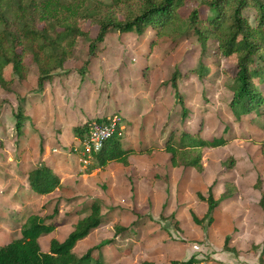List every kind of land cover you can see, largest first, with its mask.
I'll return each instance as SVG.
<instances>
[{"label":"rangeland","instance_id":"374dc122","mask_svg":"<svg viewBox=\"0 0 264 264\" xmlns=\"http://www.w3.org/2000/svg\"><path fill=\"white\" fill-rule=\"evenodd\" d=\"M100 1L111 5L113 0ZM203 1L186 0L179 12L183 17H188ZM247 15L254 24V12L247 11ZM90 26V22L82 23V29L89 32V37L82 36L78 39L72 58L66 62L64 70L55 72L56 76L50 81L71 82V89L78 88V92L69 93L70 95L65 92L61 96L51 87H47L50 93L56 94L54 100L57 101L58 98L69 104L66 127L71 129L74 125L83 126L88 121L97 119L108 122L114 118H121V124L127 127L122 136L125 147L141 149L145 147L144 144L148 145L147 147L152 149L149 153L152 154L153 150L159 153L156 161L162 166L165 165L163 160L166 158L164 148L172 133L176 140L184 132H188L198 133L204 140L225 138L229 142L224 147L201 150L204 174L194 171L196 174L194 175L190 173V169L183 167V174L179 175L181 177L176 188L180 194V202L173 208L174 201L170 203V200L164 207L165 212L157 220L150 216L152 205L149 207V213L134 211L137 209L133 201L119 205L117 209L121 211L120 220L134 215L137 221L130 224L126 232L115 237L114 244L108 246V249L106 245L96 251V257L104 260L103 253L107 250L108 259L111 260L107 264H143L152 260H156L157 264H172L176 260L183 262L192 258L198 262L197 264H259V259L264 258V244L262 247L261 245L254 247L239 242L241 251L237 252L230 248L232 245L230 239L229 249L225 248L224 237L227 236L230 225L227 215L217 224L216 232L205 224L194 227L191 233L196 235L193 237L187 235L184 239L182 224L178 223L176 214L168 216L167 211L169 204L178 212L184 207L181 204L188 202L187 206L190 207L186 212L188 218L191 212H196L192 201L199 202L201 193L208 197L210 190L216 198L215 194L219 188L225 191L226 180H229L232 186H234L232 183L237 184V189L241 193L254 194L257 191L255 184L258 179H261L264 189V82L260 86L263 103L254 108V112L237 119L231 109L234 98L231 85L238 67L235 58H226L221 54L217 41H209L207 50L203 51L197 36L191 32L175 39L170 35L159 37L156 29L149 28L142 36L135 33H110L104 43L97 46L96 54L92 55L90 44L97 36L98 28ZM87 61L90 64L83 73L82 68ZM26 62L28 74L25 81H15L10 93L0 87V248L20 237V228L30 216L38 215L47 222L56 224V219L63 208L61 198L55 197L53 201L48 198L41 199L36 193L37 196L34 195L30 188L29 174L42 164L44 136L39 135L40 139L37 140L36 126L30 121L28 135L20 141L15 139L17 135L15 116L19 112V107H26L29 99L36 103L35 99L40 94L38 68L31 58H27ZM202 64L206 67L203 73ZM176 72L181 74L177 85L189 111L187 117L183 116L176 91L171 85ZM117 94L119 97L115 98ZM121 112L123 115H120ZM61 113L62 111L59 112L58 118L62 120L60 122H64ZM138 123L140 125L136 126ZM27 124L28 121L25 126ZM147 126L152 132L143 138L142 130ZM137 127L139 132L134 131ZM55 132H57V135L53 136L55 140L49 144L51 155L71 154L79 156L80 162L81 159H85L83 151H76L79 144L71 143L69 131L68 135L65 134V137L61 138H59L61 131L55 128ZM127 132L128 136L125 135ZM169 157L168 155V159ZM70 162L74 165L72 167L75 168V174L69 173L67 180L73 179L70 180L71 183L77 180V184H82L84 188L83 197L72 202H80V198H83L84 201L79 206H90L94 200H99L101 191H105L107 187L98 185V189L91 188L92 183H89L88 178L81 179V175H76L77 167L73 159ZM81 163L86 166L85 171L89 173L88 168L92 166L93 161ZM188 174H191V177L187 185L184 184V178L188 179ZM161 178V175H158L154 176L153 180L164 184ZM168 179L167 176L165 180ZM206 186L207 190L202 191ZM232 189L233 193L237 191L235 186ZM12 191H15L13 196ZM246 201L250 211L257 206V201L252 198H247ZM20 205L22 209L19 208ZM108 209L107 220L113 216L112 208ZM205 209L204 204V209L199 206L197 211L201 213ZM62 211L68 216L65 208ZM69 214L74 215L71 212ZM199 215L201 218L202 214ZM148 219L160 226L159 229L153 225L154 227L150 229L142 230L141 226ZM117 225L113 224L114 232ZM43 235V241H46L49 235ZM143 236L151 238L150 241L142 242ZM86 240L89 241L84 245L89 246L94 238ZM180 248L186 250L184 255ZM89 249H86L85 253ZM80 251L79 247L77 254ZM116 253L119 254L117 260L114 255Z\"/></svg>","mask_w":264,"mask_h":264},{"label":"trees","instance_id":"16d2710c","mask_svg":"<svg viewBox=\"0 0 264 264\" xmlns=\"http://www.w3.org/2000/svg\"><path fill=\"white\" fill-rule=\"evenodd\" d=\"M185 3L186 0H113L111 5H107L100 0H0V87L10 93L15 81H25L28 74L26 61L31 58L39 71L38 90L42 93L46 84L56 76L55 72L64 70L66 62L73 56L78 39L89 37V32L82 29L83 22H90V27L98 28L97 36L90 44L92 55L96 54L97 46L104 43L110 33L142 36L149 28H154L159 32V37L170 35L175 39L191 32L197 36L203 51L207 50L209 41H217L221 54L226 58H235L238 67L231 85L233 114L240 119L254 112V108L263 103L260 86L264 82V0H204L188 17H183L179 11ZM247 11L254 12V24L250 22ZM89 64L88 61L84 64L83 73ZM201 67L203 73L206 67L203 64ZM179 79L181 74L176 72L171 85L176 91L182 114L187 117L189 111L178 90ZM15 118L20 137L29 119L24 106L19 107ZM104 121L107 120L88 121L82 127L74 128V134L83 140L94 123ZM228 143L225 138L204 140L200 134L188 132L176 140L172 133L164 151L171 155L173 167L192 168L202 173L201 150L224 147ZM149 152L152 150L125 149L122 136L115 134L100 152L93 155V164L88 169L92 172L111 162L128 166L131 155ZM29 184L32 191L42 196L58 189L66 190L59 176L44 164L30 172ZM232 187L229 182L226 183L223 200L232 195ZM255 189L262 193L260 206L264 210L261 179H258ZM199 199L208 203L209 210L202 219L192 212V218L199 226H211L219 202L215 200L212 190L207 198L199 194ZM90 210V214L79 220L63 243L56 239L51 241L48 253L42 252L39 239L43 234L52 233L55 226L47 224L38 215L30 216L21 228V237L0 248V264H103L101 258L94 254L103 246L113 243V240L102 242L81 258L73 252L79 241L103 223L100 202L94 201ZM115 230L117 237L128 229L116 226ZM229 241L227 237L226 249H229ZM197 263L194 258L187 262H172ZM261 263L264 264V261L261 260Z\"/></svg>","mask_w":264,"mask_h":264},{"label":"crops","instance_id":"0c3cea01","mask_svg":"<svg viewBox=\"0 0 264 264\" xmlns=\"http://www.w3.org/2000/svg\"><path fill=\"white\" fill-rule=\"evenodd\" d=\"M68 86L69 87L72 86V83L71 82H48L45 86V90L39 94L37 99H35L36 103L33 102L32 99H29L25 107L26 116L29 118L28 124L27 126H25L23 130L24 132L23 135L19 137L17 134L15 139L16 141H20L24 139L23 137L28 135L30 131L29 122L30 121L33 122L36 126L35 129H36V134H37L36 135L37 140L40 139L39 135L44 136L45 138V143H44L45 148L43 149L44 156L41 157V162L42 164L50 167L54 171V173L59 176V178L61 179L63 188H66L65 191L58 189L52 194L44 195V196L42 195L37 196L38 194L36 195L34 192V195H36L37 197H40L41 199L48 198V200L53 201L55 197H59V199L61 198L62 207H63L62 209L65 208L66 209L65 213L68 214V216H70L68 217L64 215L61 209L60 215L56 219V224H53L55 226V230L52 233L48 234L49 237L46 241H43L44 235L40 237L39 244H40V247L43 253H48L50 251V245L53 239H56L60 243H63L69 237V235L74 231L75 225L79 222V220L88 216L91 212L90 208L92 204L86 207L79 206L82 203V201H84L83 198H80V202H77V201L72 202L74 199L83 197L82 191L84 190V188L82 187V184L80 183L77 184V180L72 183L71 181L73 179L67 180L68 179L67 176L69 173L75 174L74 172L75 168L72 167L74 165H72L73 163H71L70 160L73 159L75 166L77 167L76 175L77 174L81 175L82 176L81 179L88 178L89 183L90 184L92 183V185H90L91 188L94 187L98 189V185H102V187L104 186L107 187L105 191H101L100 196H98L99 200H94V201H99L101 208H102V219H103L102 225L98 229L93 230L90 233V235L86 237L84 240H81L83 241L82 243H80L81 241H79L73 250L74 254L78 258H81L90 249H93L96 246H99L103 240L105 241L113 240V243L106 246L107 249H108V246L114 244V241L116 239L115 238L116 231L115 232L113 231L114 229L113 224L114 225L118 224L117 226L119 227L129 229L130 224L137 221L136 216L134 215L127 216L126 219L120 220L119 213L121 211L117 209L119 208V205H122L123 203L126 204V202L128 201H131V202L133 201L137 209L134 211H136L137 213H141V212L149 213V207L152 205L151 206L152 215L150 216L154 220H157L160 216H162L163 212H165L164 210H166L164 209V207H166V205L168 204L170 200H171L170 203L174 201L173 202L174 205H172V207L173 206L177 207L178 203L180 202V197H179L180 194L176 188H177L178 180L181 177L179 175L183 174V167H177V168L173 167L171 163V155L166 152H165L166 153L165 161L163 160L165 165L162 166L156 161L157 159L156 157L157 155H159V153H156L153 150L152 154L144 153V154L131 155L129 158L128 166H125L117 162H111L106 167L101 168V169H95L94 171L89 172L90 173L89 174L88 172L85 171L86 166L80 162L79 156L74 155L75 156L74 157L71 154H68L65 156L51 155L52 151H51V148L49 147V144L53 143V140H55L53 136L57 135V132H55V128L61 131V135H59V138H61V136L65 137V134L68 135V131H69L72 137L71 138L72 144L80 145V143L82 142V140L77 138L74 134V128L81 127L82 124L81 126L72 125L73 127H71V129L66 127L67 125H65V122L67 119V113H68L67 110L69 109V104L68 103L66 104L63 100H59L58 98H57V101L54 100L55 99L54 96H56L57 93L61 94L62 96L65 92L68 94L69 93L75 94L76 92H78V88L76 89L72 87L71 89L70 87L69 89ZM47 87H51L52 90H55L56 94L53 95L52 92L50 93ZM116 97L118 98L119 95L117 94L115 98ZM63 103H64V106H63ZM60 111H62L61 114L63 115L62 119L64 120V122H60L62 120L58 118V114ZM65 112H66V115H64ZM120 115H123V112H121ZM140 118H142V116H140ZM121 121L122 120L120 118V122ZM56 124L58 126H56ZM121 125L123 128L121 136H123L124 134L123 131L127 127L124 124H121ZM139 125L140 123H138L136 126H139ZM138 129L139 128L137 127L135 128L134 131L139 132L140 130ZM151 132L152 130H150L148 126L145 127V129L142 130L143 138L144 136H146L147 134H150ZM125 135L128 136L129 133L127 132L125 133ZM66 138L69 139V137H66ZM146 139H149V137H147ZM123 146L125 149H134L136 151L152 150V149H149L147 147L148 145L146 144H144L145 147L141 149L126 148L125 144H123ZM168 155L170 156L169 159H168ZM188 169H190L189 171L191 174L193 173L194 175H196L195 172L200 173L196 171L195 169H192V168H188ZM179 170H181L180 174H178ZM191 174L187 175L188 179L184 178V184L186 183L188 185ZM200 174H204V171ZM158 175H161L162 177L161 180L164 184H161L160 181L155 182L153 180L154 176L158 177ZM167 176L169 177L168 181L165 180ZM228 181L229 180H226V183ZM232 184L237 189V186H236L237 184L236 185L235 183H232ZM13 190H15V188ZM206 190H207V186H206V189L202 191H206ZM169 191H170V194H168ZM223 191L224 189L219 188V190L215 194L216 198L215 197L214 198L216 201L219 202V205L216 207L213 213L214 223L211 225L210 230L216 232L217 224L223 221L224 216L227 215L228 216L227 221L228 223H230V225H229L228 234L224 238L227 239V237H229L231 239L232 245L230 246V248H232V251L233 250L237 252L241 251L238 245L239 242H241L245 246L252 245L254 247H260L261 245L262 247V244H264V210L260 206V201L262 198L261 191L257 190L254 192V194H246V193L239 192V189H237L238 191V192L236 191L237 193L232 192V195L225 200L222 199V195L226 192V189L224 192ZM14 192L15 191L11 192V196L15 194ZM160 192H164V193H160ZM201 195L203 194L201 193ZM247 195H250V196H247ZM203 196L207 198V196L205 195ZM247 198H252L257 201V206L253 207L252 211H250V209H248L247 207L248 205L247 204L248 202L246 201ZM198 200L199 202H197V200H193L192 202H193V205H195L196 215L200 218L201 215L199 214H202V217L200 218L202 219L207 214L209 210V206L207 202L201 201L199 198ZM187 204L188 202H183L181 205H183L184 207L182 210H179L178 212H177V209L174 210L173 209L174 207L172 208L171 205L169 204L168 211H167L169 213L168 216L176 214L178 223L182 224L181 230L182 232H184V239H186L187 235L190 237L195 236L196 234H192L191 230H193L194 227H200L194 222L191 214L187 218L186 212L190 210V207H188ZM204 204L206 206L205 211H202L201 213H199L197 211L198 207L202 206L204 209ZM19 208H21V205L19 206ZM108 208H112L113 210L112 211L113 216H111L109 220H107L108 217H106L107 213H109ZM70 212L71 214H74V215H70L69 214ZM79 214H84V216L81 217ZM46 223L52 224L51 222L49 223L47 221ZM153 225H156V224L150 221V219H148L143 223V225L141 226V229L142 230L150 229L154 227ZM156 227L157 229H159L160 226L156 225ZM21 228H20V232H21ZM236 233L238 235H236ZM218 236L223 237L221 236V234H219ZM20 237H21V233H20ZM92 237L94 238V240H92L93 243L89 244V246L87 244L84 245L86 242L91 240V239L89 240H86V239L92 238ZM150 239L151 238H147L146 236H143L142 242H149ZM79 247L81 251L79 252V254H77ZM88 248L90 249L85 253L86 249ZM180 250L183 253V254L181 253L182 255L186 253V250H184L183 248H180ZM108 253L109 252L107 250H105L103 253V256L105 258L104 260H102L103 264L104 263L107 264L109 261H111L110 259H108L109 257L107 256ZM114 255H115V260H117L119 258V254L116 253ZM259 260H260L259 264H262L261 260L264 261V258H261ZM183 262H187V261H183ZM149 263L157 264L156 260H152V262H149Z\"/></svg>","mask_w":264,"mask_h":264},{"label":"built area","instance_id":"2783aa9c","mask_svg":"<svg viewBox=\"0 0 264 264\" xmlns=\"http://www.w3.org/2000/svg\"><path fill=\"white\" fill-rule=\"evenodd\" d=\"M122 125L119 118H114L108 122L94 123L80 143L76 151H83L85 159L81 162L87 164L92 161L93 155L100 152L105 143L109 141L115 134L122 135Z\"/></svg>","mask_w":264,"mask_h":264}]
</instances>
